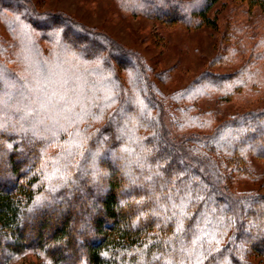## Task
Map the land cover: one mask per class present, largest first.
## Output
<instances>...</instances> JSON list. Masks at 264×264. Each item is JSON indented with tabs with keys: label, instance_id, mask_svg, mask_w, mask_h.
I'll return each mask as SVG.
<instances>
[{
	"label": "trees",
	"instance_id": "trees-1",
	"mask_svg": "<svg viewBox=\"0 0 264 264\" xmlns=\"http://www.w3.org/2000/svg\"><path fill=\"white\" fill-rule=\"evenodd\" d=\"M113 1L130 15L196 28L213 26L216 19L207 13L230 0H199L198 7L194 0ZM232 1L244 4L247 15L264 12V0ZM0 20L8 34H0V71L16 85L0 80V264L28 253L51 264H196L181 247L199 234L205 216L219 244L213 240L211 249L218 251H209L204 238L203 264H254L250 256L264 257V194L238 193L229 185L249 176L250 158L264 160V109L215 124L211 113L197 108L203 98L230 102L252 91L258 83L255 65L264 60V32L259 40L247 37L253 63L227 73L205 70L165 96L136 53L62 13L41 11L32 0H0ZM63 48L77 57L69 59L78 63L69 71L87 79L84 96L93 95L92 86L99 88L95 78L108 71L117 100L99 120L77 122L76 108L55 132V121L34 112V99L23 87V58L26 51L31 64L52 67ZM228 56L213 62L224 64ZM133 72L141 89L132 82ZM66 90L59 89L56 106ZM78 131L87 137L83 155L69 156L64 149ZM225 136L235 140L222 143ZM54 168L68 174L49 180ZM186 186L205 199L193 201L178 233L168 197L179 202Z\"/></svg>",
	"mask_w": 264,
	"mask_h": 264
},
{
	"label": "rangeland",
	"instance_id": "rangeland-1",
	"mask_svg": "<svg viewBox=\"0 0 264 264\" xmlns=\"http://www.w3.org/2000/svg\"><path fill=\"white\" fill-rule=\"evenodd\" d=\"M32 1L41 11L62 13L88 29L107 34L120 45L132 50L149 67L151 80L156 83L160 92L165 96L184 89L205 70L227 73L245 63H253L254 58L250 48H247V42H252V38L247 37L253 35L257 36L256 40H259L258 36L264 32V12L256 10L252 15H247L245 5L232 0L224 5H222V1L214 4L207 13L208 16L216 19L213 26L203 24L196 28L166 24L143 15H130L121 11L113 0ZM198 1L194 0L197 7ZM190 10L191 7L185 8L183 14L189 13ZM8 18L7 16V22ZM6 25L0 20V34L8 38L5 30ZM237 26H246V28L242 29L243 31L239 30L240 33H238L234 31ZM227 55L230 60L226 63L220 65L213 62L217 56L225 57ZM70 58L77 61V57L67 54L63 48L60 54L61 60L58 59L59 61L53 63L52 67L49 65L39 66L31 64L30 56L26 51L24 52L23 65L25 70H28V76L23 87L34 99L33 106L36 107L34 112L41 115L40 117H43L44 121L47 119L55 121L53 127L55 132L63 129L60 124L69 115L76 114L75 110L62 111V105L56 106L53 102L57 99V93L60 92L59 89L63 82L69 80L73 84L78 83L82 86L87 82L85 77L71 72L74 67L78 66V63L76 62L75 65L68 63ZM100 65L101 62L98 63V67ZM255 66L257 70L255 80L258 83L252 88V91H245L230 102L221 101L216 97L203 98L198 101L197 108L200 111L211 113L215 124L237 113L264 109V60L258 61ZM99 72L102 71L99 69ZM107 72L95 78L94 82L98 83L97 87L100 88L102 84H107L109 87L113 85L111 76ZM160 74H163V78L157 79L156 75ZM103 77H107V81L102 80ZM132 82L137 89H141L138 76L134 72ZM1 86L3 88L4 84ZM67 94L75 99L72 92ZM21 101L24 103L22 98ZM126 120L128 119L126 118ZM36 128L34 127V129ZM174 130L179 134L186 133V129ZM118 134L119 138H124L123 129ZM225 140L233 142L235 139L225 136L221 139L222 143ZM67 145H70V142ZM249 172V176L240 177L229 183L232 190L238 193L254 191L264 194V160L250 158ZM61 173L63 175L57 174L56 179H61L68 174L67 172ZM250 261L254 264H264V257L252 255ZM11 264L51 263L42 255L28 253L14 259Z\"/></svg>",
	"mask_w": 264,
	"mask_h": 264
},
{
	"label": "snow or ice",
	"instance_id": "snow-or-ice-1",
	"mask_svg": "<svg viewBox=\"0 0 264 264\" xmlns=\"http://www.w3.org/2000/svg\"><path fill=\"white\" fill-rule=\"evenodd\" d=\"M99 63V62H98ZM107 77H103L102 80L107 81ZM0 80L7 81L6 75L0 71ZM9 83L10 87H15V83L12 81H7ZM63 87L67 89L65 94L61 95L59 97V102L62 103L61 110L64 111H73L76 108H79V112L77 113V122L83 121L85 117H88L92 120H99L103 118L104 113L107 111V109L111 108L113 104L116 103L117 100V94L115 91L109 87L107 84H102L100 88H96L94 85L92 86V96H84V89L83 86L80 84H73L69 80H65L63 82ZM68 92H72L75 99L68 96ZM97 92H102V96L96 95ZM89 101L91 102L89 106ZM142 103V101H141ZM92 109H97V111H93ZM2 127V126H0ZM87 137L83 132H77L76 133V139L70 142L69 148L64 149L65 153L67 155H73L75 152H79L80 155H83V144L84 140H86ZM57 174L63 175V173L60 172L59 168L53 169V174L48 177L49 180L53 179L54 176ZM177 195H179V189H176ZM205 197L201 195H193V192L190 188L186 186L185 193L183 196L179 197V202L176 200H173L171 196L168 197V200L171 202V207L175 210L173 211V216H176L178 218V224L176 231L179 233L183 230V221L186 218H190V211L189 208L192 205L193 201H200L204 200ZM162 208H164V211L167 212V207L164 205H161ZM159 214V213H157ZM168 219H171V217H168ZM210 220L207 216L204 217V226L199 227L198 226V235H194L193 240L191 241L190 245H184L181 247V253L186 254V259H195L196 264H203V260L200 259V257L204 256V238H208V244H209V251H218V249H211V242L213 240L216 241L217 244H219V240H217V237L215 235L216 230L212 229V231H209V225ZM205 259L207 257H204ZM242 258V257H241ZM171 264V262H169ZM179 264H184V259H181L179 261Z\"/></svg>",
	"mask_w": 264,
	"mask_h": 264
}]
</instances>
